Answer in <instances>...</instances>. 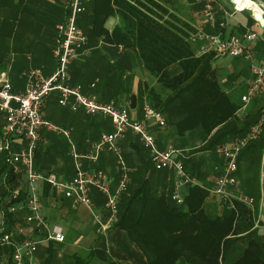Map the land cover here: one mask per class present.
<instances>
[{
	"label": "crops",
	"instance_id": "obj_1",
	"mask_svg": "<svg viewBox=\"0 0 264 264\" xmlns=\"http://www.w3.org/2000/svg\"><path fill=\"white\" fill-rule=\"evenodd\" d=\"M69 1L0 0V76L9 81L13 92H22L25 89L26 73L30 69H40L44 76H49L54 71L55 61L51 51L56 39L55 28L63 21L64 10ZM229 2V0H216L214 5L217 22L226 21V27L219 30V35L224 38L231 35L242 36L253 23L252 15L245 11L226 19L223 9L229 10ZM180 3L191 9L197 8L199 12L198 18L194 17V20L196 19L194 23L191 21L192 15H190V19L187 16L188 20L183 19L184 21L191 23L190 25L197 32H214L202 17L201 0H180ZM81 15L76 20L80 29L82 28L78 23ZM117 24V17H112L105 22L104 28L110 33ZM254 28L256 32L264 36V25L261 22L256 24ZM86 38V47L69 68L72 84L79 85L85 96L93 97L102 103L112 102L117 107L125 108L131 119L143 121V107L147 104L143 94L144 85H154L155 79L144 72L133 49H125L122 46L114 47L103 42L101 38L93 39L89 35H86ZM189 45L196 54L200 42L192 37L189 40ZM249 53L252 63L258 64L263 58L264 48L261 43L255 42L249 46ZM251 61L228 57L213 59L211 63L218 78L217 68L221 67L227 70L226 74L242 90V95L245 92V83L250 77L249 66ZM175 72L173 71V73ZM224 80L220 83H223L221 85L230 96V93L238 88L227 83L225 78ZM258 112L259 104L254 102L248 105L246 109L238 111L237 115L242 118L246 116L255 118ZM44 118L52 126L68 131L69 136L66 137L61 133L50 132L45 129L41 130L33 165L36 171L54 173L64 181L70 180L75 174L74 161L70 157L72 147L80 155L87 154L92 144L102 134L110 133L113 130L110 121L105 117L88 116L81 110L72 112L68 107L59 106L56 93L52 94L46 101ZM2 123L3 120L0 118V125ZM147 126L159 149L173 148V146L179 145L180 137L183 139L188 137L186 135L188 133L178 137L176 131L168 125L160 128L153 121H150ZM250 144L253 146L248 147ZM250 144L247 146L248 148L245 147L241 151L238 157L237 169L234 173L235 184L228 189V192L231 195L243 194L251 197L254 203L252 206H245L236 202L234 209H230L235 211L236 205L239 204V206L246 208L247 213L241 216L236 212L234 224L238 226L240 234L237 236L236 242L228 245L224 254V263L220 259V264H233L249 243L256 238H259L264 244V131L257 141ZM20 146L22 143L16 141L12 148L18 150ZM117 146L121 151L123 162L129 170L126 201L132 196V191L137 190L143 182L146 185L148 201L145 202V205L143 206L144 201L139 197L135 198L130 206V211L134 213L136 218L140 212L145 215L143 219L148 216L150 221L163 216L159 208L150 210L151 205L159 199H161L159 202L161 207L177 206L183 209L184 199L188 196L190 188L193 187H199L207 193L201 207L206 217L214 219L228 211L227 204L209 192L216 186L223 168L222 160L213 153V148L209 152L215 155L216 161L214 164L206 165L201 162L197 163L193 158L194 156L187 157L184 154L191 151L186 144L182 146L183 149L181 150L177 148L182 152L185 171L197 181L196 186H186L180 190L183 202L178 205L173 204L171 200L172 173L157 169L152 164L149 151L136 135L131 132L127 133L123 139L118 141ZM115 161V156L111 152L104 151L94 164L86 160H81V163L83 170H103L109 176L111 186L115 187L119 176ZM244 162L252 163L248 167L251 171L247 174L242 171ZM3 165V155H1L0 170ZM1 175L0 183L5 182L10 174L2 173ZM209 177L211 178L209 179ZM17 178L18 185L13 189L11 198H9L10 200L16 199L20 193L24 192L25 199L23 202L19 201L8 207L13 222L9 224L5 216L7 230L15 240L29 238L33 241H41L44 238V232H36L26 221L29 212L25 206V178L23 176ZM43 189L44 184L41 185L40 191L42 215L50 225L62 229L65 241L63 243L40 242L33 257V264H74L71 259L63 257V253L69 247L82 252L81 257L76 258V264H79L81 260L90 261V264H152L156 260L157 250L160 247L163 249L165 245H168L171 249L176 248L175 243L167 242L169 237L175 235L174 229L170 227H151L147 224L143 225L141 222L130 238L127 236L126 226H114L117 222L110 226L104 235L100 234V225L105 224L107 212L103 209V198L94 190L90 193V200L93 204L90 211L84 206L74 207L72 200L65 199L52 189L43 198ZM14 195L16 196L14 197ZM79 208L83 209L79 210ZM123 210L124 206L121 212ZM95 211L99 215H95ZM90 218L94 220L95 226ZM248 225L250 226L248 227ZM17 227H23V235L17 234L15 231ZM187 229L188 233H193L194 227H187ZM145 234L150 236L146 239L147 242L143 238ZM139 235L141 236L139 237ZM161 235H165L166 240L157 243L156 240ZM97 236L105 241V246L100 248L96 239ZM181 246L186 248L184 244ZM202 247L204 248L198 243L193 249L199 251H185L177 256L173 254L172 257L168 256L167 261L171 264H173L172 260H174V264H208L204 255L200 253ZM3 248H0L1 252L4 251ZM6 248L10 249L8 246ZM94 251H103L104 255H94ZM74 257H76V253ZM9 262L10 255L0 256V264H10Z\"/></svg>",
	"mask_w": 264,
	"mask_h": 264
},
{
	"label": "built area",
	"instance_id": "obj_2",
	"mask_svg": "<svg viewBox=\"0 0 264 264\" xmlns=\"http://www.w3.org/2000/svg\"><path fill=\"white\" fill-rule=\"evenodd\" d=\"M90 0H70L68 14L64 21L56 26V40L52 47L55 68L51 75L44 76L40 69H30L26 73L25 89L13 92L11 84L0 76V156L3 155L4 173L23 176L26 183V209L29 216L26 221L36 232H44L41 241L29 238L15 240L7 230L6 212L0 208V248L8 246L11 250L10 264H33V257L38 244L63 243L65 236L60 227L50 225L42 215L41 185L46 184L65 199L72 200L73 206H84L91 211L90 200L92 190L103 198V209L107 212L105 224L100 226V234L118 222L119 205L128 193L129 170L126 168L117 143L127 133L136 135L143 146L149 151L150 161L157 169L172 173L171 200L181 205L183 198L180 190L186 186H196L197 181L184 169L182 152L174 149H159L154 136L148 130V123L153 121L158 127L166 126L163 114L150 105L143 107V121L130 118L125 108L114 103H102L93 97L85 96L79 85L72 84L69 68L79 58L87 44L84 32L76 25L77 15L83 11V4ZM229 10L223 9L226 19L236 13L248 11L253 23L242 36L231 35L220 37L219 30L226 27V21L217 22L214 11L216 0H201L202 17L213 33L197 32L194 37L200 42L197 56L212 55L214 59L242 58L251 61L249 46L255 42L264 48V36L255 31V25H264V0H229ZM250 77L245 83V92L240 97V109H246L251 103L259 104V112L255 121L244 133L229 138L213 148V153L222 160L223 168L217 184L210 189L211 194L234 209V203L252 206L253 198L243 194L231 195L228 189L235 184L234 173L241 151L250 143L257 141L264 131V54L260 63L249 66ZM57 94V104L68 107L72 112L83 111L88 116H102L108 119L112 132L104 133L92 144L89 152L78 154L72 147L70 157L74 161L75 174L64 181L54 173L36 171L33 165L35 151L40 141V131L61 133L68 137L69 132L52 126L44 118L47 99ZM22 146L18 150L12 148L14 142ZM111 152L116 159L119 173L117 184L111 186L109 176L103 170H83L81 160L95 163L101 153ZM17 195V194H16ZM14 195V197L16 196ZM98 219V216H96ZM18 235H23V227L15 229Z\"/></svg>",
	"mask_w": 264,
	"mask_h": 264
},
{
	"label": "trees",
	"instance_id": "obj_3",
	"mask_svg": "<svg viewBox=\"0 0 264 264\" xmlns=\"http://www.w3.org/2000/svg\"><path fill=\"white\" fill-rule=\"evenodd\" d=\"M173 3L174 0H90L83 4L84 10L77 15L82 14L78 24L90 38H101L114 47L133 49L144 72L155 79L154 85H144L143 94L147 104L163 114L166 125L175 129L177 135L199 132L203 137L202 150H212L229 138L246 132L257 117L237 118L240 103L232 101L218 80L216 71L212 68L213 56H197L192 51L189 40L197 31L170 10ZM67 5L64 19L68 14ZM112 17H117L118 24L108 33L104 25ZM173 67H178L175 73L171 71ZM251 146L253 144L248 147ZM4 171L3 165L0 177ZM17 177L10 174L5 182L0 183V208L4 211L25 199L22 192L18 198L10 200L13 189L18 185ZM49 190L51 188L44 184L43 198L49 194ZM206 195L199 187L190 188L184 199L183 209L177 206L161 207L159 199L151 205L150 210L159 208L163 216L150 221L148 216L143 219V212L136 218L130 211L135 198L140 197L144 201L143 206L148 201L143 182L137 190L132 191L128 201L123 197L119 205L118 223L114 226H126V233L130 238L141 222L151 227L174 229L175 235L169 237L167 242L175 243L176 248L171 249L168 245L163 249L160 247L152 264H171L167 261L168 256L181 255L185 251H199L193 249L198 243L204 246L200 253L208 264H220V259L224 261L226 248L236 242L240 234L238 226L234 224L236 212L244 216L247 210L237 204L235 211L227 208L226 214L210 219L201 208ZM123 206L124 210L121 212ZM5 216L9 224L13 222L9 211ZM187 227H194L193 233H188ZM148 237V234L144 235L145 242ZM165 238V235H161L156 241L165 242ZM181 244L186 248H182ZM3 249L0 256H9L11 250L6 247ZM96 254L104 255L103 251H94V255ZM263 255L264 244L256 238L233 264H264ZM172 261L174 264V260ZM79 264H90V261L81 260Z\"/></svg>",
	"mask_w": 264,
	"mask_h": 264
},
{
	"label": "rangeland",
	"instance_id": "obj_4",
	"mask_svg": "<svg viewBox=\"0 0 264 264\" xmlns=\"http://www.w3.org/2000/svg\"><path fill=\"white\" fill-rule=\"evenodd\" d=\"M170 10H172L176 15H178L182 19H187V16L190 19V15H192L191 21H193V23L195 22V20L199 16V12H198L197 8L191 9V8L186 7L185 5H181L180 0H174V3L172 4ZM194 17L196 18L195 20H194ZM232 65H233V63H232ZM177 69H178V67H173L172 71H177ZM217 73H219V75H218L219 81H225L224 80V78H225L227 83H230L231 85H233L234 88H238V86L236 84H234L233 79H230L228 77V74H226L227 73L226 69H223L221 67L217 68ZM221 84L223 85V83H221ZM241 93H242V90L240 88H238V89L234 90L232 93H230V98L232 99L233 102L240 103L239 98H240ZM237 118L241 119L242 117H237ZM186 135H188V137L185 139H183V137H180L181 139L179 141V145L173 146V148L174 149L180 148L179 150H181V149H183L182 146L184 144H186V146H188V148H190V150H191V151H187L184 153L187 157L194 156L193 158L197 161V163L201 162L205 165L209 164V163L214 164L216 161L215 155L210 153L209 152L210 150L206 151V150H202V148H201V143L203 141V137H201L199 132L188 133ZM177 136L179 137V135H177ZM176 144H178V143H176ZM251 164L246 163V162H244L242 164L243 173L247 174L251 171L250 168H248V167H250ZM251 169H252V167H251ZM210 178L211 177H209V179ZM81 209H83V208H79V210H81ZM94 213H95V215H99L96 211ZM88 215H89V213H88ZM86 221L88 222V219ZM91 221H92V223L94 222L93 219H91ZM90 224H91V222H90ZM93 224L95 226V222ZM96 239L98 240L97 242H98L100 248L105 246L106 243H105V241H103V239L101 237L97 236ZM75 253H76V257H74ZM81 253L82 252H80L79 250L76 251L74 249H70V247H69L67 249V251H65V253H63V257L71 259L74 262V264H76L75 263V261L77 260L76 258H80Z\"/></svg>",
	"mask_w": 264,
	"mask_h": 264
}]
</instances>
